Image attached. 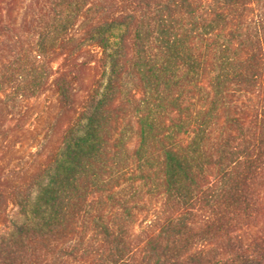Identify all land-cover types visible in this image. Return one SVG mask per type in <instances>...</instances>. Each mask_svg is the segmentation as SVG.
Here are the masks:
<instances>
[{
    "label": "trees",
    "instance_id": "trees-1",
    "mask_svg": "<svg viewBox=\"0 0 264 264\" xmlns=\"http://www.w3.org/2000/svg\"><path fill=\"white\" fill-rule=\"evenodd\" d=\"M13 5L0 145L47 91L64 128L0 174V264H264V0Z\"/></svg>",
    "mask_w": 264,
    "mask_h": 264
},
{
    "label": "rangeland",
    "instance_id": "rangeland-1",
    "mask_svg": "<svg viewBox=\"0 0 264 264\" xmlns=\"http://www.w3.org/2000/svg\"><path fill=\"white\" fill-rule=\"evenodd\" d=\"M30 1L14 0L13 9L7 6L4 15L5 23L19 29ZM24 38L29 44L30 36L26 35ZM62 60L58 58L54 61L55 69L60 66ZM24 110L27 111L25 119L21 117L20 121H17V117H9L5 122L8 137L3 139L0 145V174L13 170L17 177L37 168L38 164L45 160L57 145L59 135L64 128L58 116L59 112L52 91H47L37 99L28 100ZM137 140L136 136H132L130 147H134ZM159 204L155 201L149 208L156 209ZM147 212L139 215L135 231L140 221L149 216Z\"/></svg>",
    "mask_w": 264,
    "mask_h": 264
}]
</instances>
